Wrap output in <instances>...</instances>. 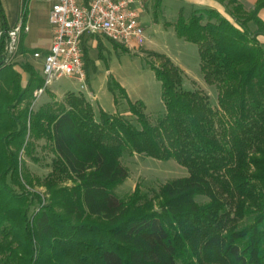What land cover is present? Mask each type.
Here are the masks:
<instances>
[{"label":"trees","instance_id":"obj_1","mask_svg":"<svg viewBox=\"0 0 264 264\" xmlns=\"http://www.w3.org/2000/svg\"><path fill=\"white\" fill-rule=\"evenodd\" d=\"M217 1L233 23L211 8L187 18L180 11L174 23L176 35L197 46L217 108L202 91L182 87L183 72L167 56L144 51L159 61L148 63L165 110L155 124L143 102L107 77L114 104L123 98L137 126L117 113L96 114L73 92L55 108L32 110L43 79L29 63L20 65L26 81L17 64H5L9 28L0 2V264H264V0L249 10L240 0ZM28 2L21 0L23 23ZM83 60L87 82L95 64L84 46ZM36 139L55 154L42 181L30 178L20 155ZM133 154L172 159L188 172L158 190L157 210L139 184L123 198L113 191L128 177L121 158Z\"/></svg>","mask_w":264,"mask_h":264},{"label":"rangeland","instance_id":"obj_2","mask_svg":"<svg viewBox=\"0 0 264 264\" xmlns=\"http://www.w3.org/2000/svg\"><path fill=\"white\" fill-rule=\"evenodd\" d=\"M247 4H245L246 6ZM247 7V6H246ZM193 9H188L183 12V16L187 18ZM221 14V13H220ZM233 23V19L229 16L227 10L221 14ZM249 31L251 34L255 31V26L250 23ZM97 40L104 42L105 47L102 52V59L98 57V49L102 47V42L98 43L93 50V62H98L101 70H98L95 66V70L90 66L88 73L90 76V87L97 96L96 100L88 98L87 92L81 90L80 84L69 80L67 78H61L54 82L45 92L35 95L32 102V110L36 111L43 105H49L55 108L57 104L64 101L65 94L67 92H73L75 95L81 94L94 106V111L97 114L99 109H103L106 112H112L113 110V97L107 89V77L110 73L114 79L126 90L131 101L140 100L145 105V113L148 116L152 124L156 123V120L164 113V106L161 101V87L160 83L155 78L154 72L148 66V63L153 65H159L154 57L141 52L140 47L136 50L123 51L121 48H113L110 42L105 38L96 36ZM260 43L264 44V39L259 38ZM100 44V45H99ZM194 45H188L186 54H171L173 57L179 59L183 69L182 87L185 90H200L209 97L212 108H217V91L213 86L208 85L202 79L200 72V60L197 48ZM19 52V51H18ZM167 56L166 54H163ZM168 57V56H167ZM169 58V57H168ZM170 59V58H169ZM171 60V59H170ZM172 61V60H171ZM28 63L26 59H23L21 55L17 53L10 62L5 64H17L14 66V70L21 73L22 81L27 75L20 69L21 64ZM177 64V63H176ZM175 64V65H176ZM178 66V65H177ZM33 67V66H32ZM40 77L39 66L33 67ZM102 71H106L107 75H103ZM26 81V80H25ZM35 93V92H34ZM88 98V99H87ZM125 100L119 99V106L117 114L126 118L129 122L137 126L135 117L132 116L127 109ZM100 107V108H99ZM22 162L25 164L29 176L31 179H39L42 181L44 177L52 169V163L55 159L53 148L49 142L45 139H36L32 141L28 153H20ZM121 164L128 169V177L113 190L119 198L129 195L136 184L140 185L142 193L147 197V200L151 201L154 205V210L158 208L155 206L154 195L158 190L167 182L176 178L185 177L188 175L187 170L180 166L176 161L170 159L167 161H159L156 159L139 156L137 154L125 155L121 158ZM62 185H71L70 182H65ZM35 190L44 193L45 189L41 188L34 183ZM198 203L207 202V199L198 197ZM181 264V263H179Z\"/></svg>","mask_w":264,"mask_h":264},{"label":"built area","instance_id":"obj_3","mask_svg":"<svg viewBox=\"0 0 264 264\" xmlns=\"http://www.w3.org/2000/svg\"><path fill=\"white\" fill-rule=\"evenodd\" d=\"M48 21L52 28L50 48L44 54H33L34 58L42 57L43 86L34 93L38 96L61 78L85 86L82 43L86 37L100 36L129 50L138 49L143 40L133 0H52ZM26 30L20 18L8 30L5 62L19 54L21 35Z\"/></svg>","mask_w":264,"mask_h":264},{"label":"crops","instance_id":"obj_4","mask_svg":"<svg viewBox=\"0 0 264 264\" xmlns=\"http://www.w3.org/2000/svg\"><path fill=\"white\" fill-rule=\"evenodd\" d=\"M0 2L10 30L19 21L21 0H0ZM240 2L246 10H249L253 7L256 0H240ZM51 4L52 0H29L27 4L26 20L24 22L27 30L23 32L19 45V51L20 48L24 50V52H20L19 54H24L21 56L23 59H26L31 66H39L38 69H40V73L42 67V57L34 58L33 54H44L50 48L52 28L48 21V13ZM245 4H247V7ZM223 5L224 4L218 2L217 0H133V7L138 14L139 22L143 28V40L140 46L141 52L147 51L158 54H166L174 64L177 63L176 65H178L179 68L180 66L182 67L183 65L179 59L173 57L171 54H186L187 52L182 50L186 49L188 45L194 44L186 42L176 35L174 23L178 17V13L180 11L183 13L188 9L194 10L211 8L223 14L225 11V7ZM258 16L264 22V8L259 11ZM101 42V40L99 41L96 39V36H89L84 39L83 46L87 48L91 60H93L92 54H94L92 49H94L95 46ZM101 45L103 52L105 47L104 42H102ZM195 47L197 48V46ZM195 51L198 52V48ZM94 64L97 67V72L98 70H101L98 62H95ZM181 70L183 71V69ZM102 73L103 75H107L106 71H102ZM23 79L25 81L27 78L24 77ZM90 86V76L88 73V81L85 83V86L81 88V90L87 92L89 99L96 100L97 96L94 95ZM127 96L129 98L128 94ZM89 99L88 102H90ZM118 106L119 104L115 105L113 102V110L108 113H117ZM92 107L94 110L93 105Z\"/></svg>","mask_w":264,"mask_h":264}]
</instances>
